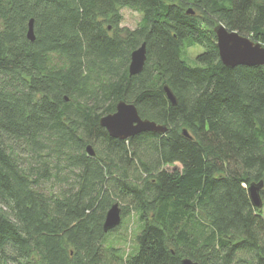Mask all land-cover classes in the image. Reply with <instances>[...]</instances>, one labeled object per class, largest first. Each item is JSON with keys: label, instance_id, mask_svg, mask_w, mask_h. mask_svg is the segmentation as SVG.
I'll return each instance as SVG.
<instances>
[{"label": "trees", "instance_id": "1", "mask_svg": "<svg viewBox=\"0 0 264 264\" xmlns=\"http://www.w3.org/2000/svg\"><path fill=\"white\" fill-rule=\"evenodd\" d=\"M218 24L264 45V0H0V264H264L247 195L264 182V71L221 64ZM121 100L166 134L107 135Z\"/></svg>", "mask_w": 264, "mask_h": 264}, {"label": "water", "instance_id": "2", "mask_svg": "<svg viewBox=\"0 0 264 264\" xmlns=\"http://www.w3.org/2000/svg\"><path fill=\"white\" fill-rule=\"evenodd\" d=\"M32 26L33 20H30L27 39L31 42L35 40ZM212 31L215 35L219 60L226 68L231 69L239 66L253 68V66H259L264 71V45L239 35L237 32L226 30L222 24L215 26ZM146 60V45L142 43L138 49L130 54V63L127 67L129 77L139 75L144 69ZM163 91L170 104L176 106L177 99H175L171 89L165 85ZM99 125L105 129L107 135L120 141L133 139L134 136L145 132L155 135H165L167 132L166 126L141 119L135 105L126 103L123 100L117 104L112 114L100 118ZM181 132L184 137L190 138L186 130H182ZM87 153L89 156H94L93 148L90 145L87 148ZM248 185L247 195L250 198L252 207L257 210L262 209L260 191L264 188V182L260 180L257 183L251 182ZM106 213L103 223V230L105 232L114 230L121 222V213L118 204L115 203ZM180 264L198 263L184 258Z\"/></svg>", "mask_w": 264, "mask_h": 264}, {"label": "rangeland", "instance_id": "3", "mask_svg": "<svg viewBox=\"0 0 264 264\" xmlns=\"http://www.w3.org/2000/svg\"><path fill=\"white\" fill-rule=\"evenodd\" d=\"M120 14L122 16V21L120 24V27H124L127 29H135L137 27V25L139 24V20H140V14H138L137 12H134L130 9H120ZM109 25V24H107ZM200 52H202V49L200 47H196V48H192L189 49L187 51L186 54H188V57L192 60L194 59L197 54H199ZM119 206V208H121V202H116ZM262 209H260V214L262 216V218H264V199L262 200ZM135 218L133 217V214H130V216H126L125 218V222H124V226L121 227V229L119 231H117L116 235L120 236V237H124L127 240V244H130L131 239H132V230L135 226L134 223ZM127 226V230H125ZM128 248V246H127Z\"/></svg>", "mask_w": 264, "mask_h": 264}]
</instances>
